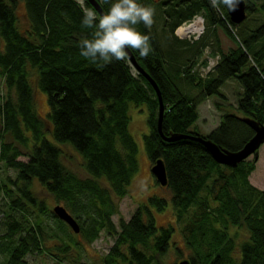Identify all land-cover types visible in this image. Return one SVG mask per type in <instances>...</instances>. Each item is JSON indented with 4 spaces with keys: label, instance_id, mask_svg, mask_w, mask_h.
<instances>
[{
    "label": "trees",
    "instance_id": "1",
    "mask_svg": "<svg viewBox=\"0 0 264 264\" xmlns=\"http://www.w3.org/2000/svg\"><path fill=\"white\" fill-rule=\"evenodd\" d=\"M95 1L104 12L113 2ZM244 1L246 16L233 23L225 6L218 11L210 0H138L155 9L151 29L136 26L150 36L152 51L143 58L129 50L159 89L160 134L158 98L147 78L138 72L134 75L128 61L114 60L100 68L79 54L80 39L90 37L92 31L81 25L82 8L96 12L87 0L82 4L23 0V22L16 12L19 0H0V78L5 87V93H0V164L15 171L13 180L0 177V194L8 200L9 210L0 234L2 264H28L25 256L34 252H46L60 261L52 248L64 253L70 247L64 240L46 245L50 237L59 236L44 229L43 216L51 217L63 230L66 223L34 193V180L62 202L87 242L101 231L114 237L101 264H167L165 256L175 228L170 223L156 225L152 213L153 208L165 209V197L148 196L129 219L118 221V228L111 220L116 213L112 196L127 194L137 170L136 143L128 128L130 102L147 110L144 148L150 167L157 159L164 164V187L170 192L185 257L191 264H264V190L249 180L255 159L246 158L233 167L218 163L191 137L198 131L190 127L198 118V104L218 93L230 77L237 78L242 87L235 105L239 113L223 112L214 128L199 135L219 148L235 151L254 134L243 117L264 124V18L248 22L253 14L264 13V0ZM197 14L206 22L203 32L191 40L178 37L176 28ZM217 25L236 42L235 47L226 51L220 47ZM211 33L216 46L208 55L213 53L217 61L201 76L194 65L211 44ZM34 87L47 95V120L34 108ZM46 130L55 141L79 153L85 176L64 164L62 147L45 137ZM170 132L187 136L164 139ZM28 206L36 210L33 220L25 218ZM242 231L246 237L236 243ZM71 236L70 241L76 243ZM176 243L171 241L179 258Z\"/></svg>",
    "mask_w": 264,
    "mask_h": 264
},
{
    "label": "rangeland",
    "instance_id": "2",
    "mask_svg": "<svg viewBox=\"0 0 264 264\" xmlns=\"http://www.w3.org/2000/svg\"><path fill=\"white\" fill-rule=\"evenodd\" d=\"M83 1L84 0H82V3ZM24 8L25 7L23 0H19L16 12L21 22L25 21ZM259 14H253V19H250V17L248 19V22H258L260 20V17H262L263 19L264 13ZM198 18L201 20L202 25V29L199 34L196 31H193L188 34L181 35L180 32L176 31L177 29L175 30V34L178 37L184 38L186 40L195 39L203 32L206 25V22L202 19L200 14L195 15L191 20L180 25L187 26ZM156 24L158 25L159 22H156ZM215 36L220 43V47L224 51H226L229 47H235L236 45V42L234 40L229 39L225 35L220 25H217ZM209 39V42H211V44L205 47L200 57L197 59L196 64L194 65V70L201 76L207 75V72L212 69L217 61V57L213 56V53L210 54V56L208 55L209 51L213 50V48L216 46L215 38L212 33L209 34ZM131 71L134 75L137 73L136 69L133 66H131ZM30 81L33 85V78ZM241 91L242 87L237 78L230 77L226 79L219 87L218 93H214L208 96L204 101L198 104V118L192 123L190 127L195 128L199 133L206 135L212 128L217 125L223 112L239 113V111L235 108V105L237 97ZM191 92L195 93V90H191ZM0 93H5V87L1 78ZM34 94V108L43 119L47 120V112L49 111L47 95L44 91L38 89L37 87H34ZM128 113L130 115V121L128 123L129 132L131 133L136 143L137 170L132 176L131 181L128 185L127 194L121 198H117L114 195L112 196L113 203L116 207V213L111 215V220L113 221L116 228H118V221L120 219H129L137 205L146 202V198L148 196L155 194L165 197L167 201L165 209L163 211H157L153 208L152 213L156 225H166L170 223L175 228L171 236L167 254L165 256V260L167 261V264H169L174 262L175 260L177 261L181 257H185L187 254V250L185 249L179 234V223L177 224L174 218L170 192L166 187L161 186L154 181V178L150 171V161L143 143V134L147 133L148 131L146 122L147 110L144 105L135 106L130 102L128 105ZM45 137L62 147V160L71 171H73L80 177L86 175L81 166V157L79 153H77L69 144L63 145L62 143L55 141L51 135V132L48 130L45 131ZM257 152L258 157L255 160V169L250 173L249 180L253 185H256L260 189L264 190V142L260 144ZM19 158L24 160L26 159L25 156H19ZM247 159H254L253 154L249 155ZM0 177L3 178V180L7 177L10 178V180H13L15 178V171L10 167H5L0 164ZM254 177H256L257 179L256 184L252 182V178ZM6 183L8 184V182ZM10 188L13 189L14 186L11 185ZM33 189L34 193L39 198L44 199L46 206H48L49 209H52V207L56 204L63 205L61 201L57 202L52 197V195L48 193L36 180L33 181ZM6 212H9L8 200L3 194H0V234L5 231V226L3 225L2 220L4 218V213ZM15 215L19 216L20 214L19 212H17L15 213ZM24 215L26 219L33 220L34 218H36V210H34L32 206H28L27 212L24 213ZM41 223L48 233L50 232L51 235H54V233H56L60 238L50 237V239L46 242V245L52 246L54 243H60V240H64L69 244L70 247L64 253L58 252L57 249L52 248L53 252L58 253L61 256L60 261H56L55 259H53L54 257L46 252H34L27 254L25 258L28 264H101V256L108 252L109 247L114 242V237L108 235V233H105L103 231L99 232V235L92 242H87L83 237H81L79 232H73L67 224L63 230V227L61 228L58 224H56L51 219V217L43 216ZM233 230V226H230L229 232L232 233ZM69 233L72 234L76 243L70 241ZM245 237L246 232L242 231V233L237 236L236 243L240 242ZM171 241L177 242L176 244L179 246V251L182 255L181 257L178 258L177 254L174 253V248L171 244ZM4 260V254L0 253V264H2Z\"/></svg>",
    "mask_w": 264,
    "mask_h": 264
},
{
    "label": "clouds",
    "instance_id": "3",
    "mask_svg": "<svg viewBox=\"0 0 264 264\" xmlns=\"http://www.w3.org/2000/svg\"><path fill=\"white\" fill-rule=\"evenodd\" d=\"M242 2L210 0V5L218 11L225 6L234 12ZM82 11L81 25L92 31L90 37L80 39L79 54L97 67L103 68L114 60L127 62L129 49L137 51L143 58L152 51L150 36L141 33L136 26L143 24L151 29L155 15L153 7L138 3V0H113L108 11L100 15L88 8H82ZM101 61L103 63H98Z\"/></svg>",
    "mask_w": 264,
    "mask_h": 264
},
{
    "label": "water",
    "instance_id": "4",
    "mask_svg": "<svg viewBox=\"0 0 264 264\" xmlns=\"http://www.w3.org/2000/svg\"><path fill=\"white\" fill-rule=\"evenodd\" d=\"M96 10V12L100 15L105 13L102 8L99 6V3L95 0H87ZM229 19L233 23H240L246 16L245 11V1L239 4L237 10L234 12H230L227 7H225ZM129 52V60L131 66H133L138 73L147 78L154 88L157 98H158V116H157V129L161 133V121H162V113H163V105L161 100V95L156 83L147 75V73L138 65L130 50ZM243 121L248 124L254 131L252 137L238 150L231 151L225 148H219L214 142H212L209 138L201 137L198 132H196L192 138L201 142L206 150L210 153L213 159L221 164H225L228 166H235L238 162L246 159L249 155L253 154L254 159L256 160L258 157L257 149L264 142V124L260 123L252 118L243 117ZM187 134L181 133H173L170 132L167 137H164L166 140H176L181 137H186ZM150 171L153 174L155 180L159 185L165 186L167 183L165 167L161 159H157L150 167ZM52 212L55 214L57 218L64 221L73 232L77 233L79 231V224L77 220L66 210L63 205L56 204L52 207ZM176 264H191L187 257L180 258Z\"/></svg>",
    "mask_w": 264,
    "mask_h": 264
},
{
    "label": "bare ground",
    "instance_id": "5",
    "mask_svg": "<svg viewBox=\"0 0 264 264\" xmlns=\"http://www.w3.org/2000/svg\"><path fill=\"white\" fill-rule=\"evenodd\" d=\"M201 29H202L201 20L198 18L194 22L188 24L187 26L179 27L177 31L180 32L181 34H188L193 31L200 32Z\"/></svg>",
    "mask_w": 264,
    "mask_h": 264
},
{
    "label": "crops",
    "instance_id": "6",
    "mask_svg": "<svg viewBox=\"0 0 264 264\" xmlns=\"http://www.w3.org/2000/svg\"><path fill=\"white\" fill-rule=\"evenodd\" d=\"M255 169V168H254ZM253 172V171H252ZM252 182H254L255 184H256V182H257V179H256V177H254V178H252ZM256 186V185H255Z\"/></svg>",
    "mask_w": 264,
    "mask_h": 264
},
{
    "label": "built area",
    "instance_id": "7",
    "mask_svg": "<svg viewBox=\"0 0 264 264\" xmlns=\"http://www.w3.org/2000/svg\"><path fill=\"white\" fill-rule=\"evenodd\" d=\"M179 27H181V26H179ZM179 27H178V28H179ZM178 28H177V30H178ZM177 30H176V31H177ZM177 32H178V31H177ZM200 32H201V31H200ZM200 32H197V33L199 34ZM179 34H180V33H179ZM181 35H184V34H181Z\"/></svg>",
    "mask_w": 264,
    "mask_h": 264
}]
</instances>
